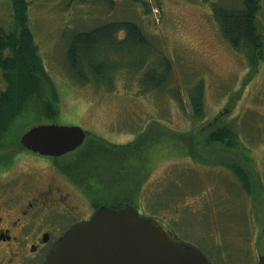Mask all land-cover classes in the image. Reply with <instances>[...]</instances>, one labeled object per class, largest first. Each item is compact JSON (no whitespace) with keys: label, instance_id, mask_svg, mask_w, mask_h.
<instances>
[{"label":"rangeland","instance_id":"1","mask_svg":"<svg viewBox=\"0 0 264 264\" xmlns=\"http://www.w3.org/2000/svg\"><path fill=\"white\" fill-rule=\"evenodd\" d=\"M27 1L28 27L53 83L45 86L40 102L29 104L21 124L30 127L18 136L19 142L28 130L43 124L82 127L89 132L82 154L90 157L86 166L93 176L83 173L75 179L85 181L81 185L90 195L104 194L109 203L132 197L142 215H156L173 224L181 236L199 245L209 260L211 255L214 264H257L259 255L264 254V53L258 71L238 99L251 72L250 56L230 45L211 5L203 0H144L145 5L132 0ZM221 2L225 8H239L236 0ZM13 20L10 1L0 0V26L8 30ZM128 21L143 26L148 48H134V43L112 48L107 40L101 49L95 48L93 60L108 63L111 72L93 77H86V71H77L75 76L69 72L66 53L75 34ZM259 29L264 34V8ZM116 37L118 40L111 42L118 44L125 35L122 32ZM167 63H172L171 73L166 71ZM81 64L89 70L87 59ZM154 65H158L159 75L151 78L148 73ZM198 82L204 87V115L194 121L190 89ZM2 87L0 75V90ZM55 106L60 116L48 119ZM219 116L222 122L214 129L228 127L219 130L223 143H209L217 130L204 128ZM123 145L130 148L123 149ZM195 145L200 151L207 146V152H196ZM227 162L235 168L221 178L210 177V173L219 174L213 172L215 167L207 166ZM63 163L55 166L72 175L61 168ZM4 165L8 163L0 153V168ZM37 166L41 171L31 177L30 164L17 159L0 179V198L11 189L29 195L48 184L74 192L50 165ZM241 168L250 177L251 194L247 182L234 175ZM174 186L177 188L171 192ZM221 199L232 216L226 222L228 232L220 221L224 219ZM198 209L206 211L199 213ZM246 210L258 220L259 229H252L258 234L256 245L251 243L253 235L245 237L233 228L250 221L243 215L249 214ZM220 252L226 254V260L221 261Z\"/></svg>","mask_w":264,"mask_h":264},{"label":"trees","instance_id":"2","mask_svg":"<svg viewBox=\"0 0 264 264\" xmlns=\"http://www.w3.org/2000/svg\"><path fill=\"white\" fill-rule=\"evenodd\" d=\"M9 1L13 8V23L8 30H4L0 26V75L3 81V87L0 90V153L5 154L6 163H10L11 154H16L17 152L23 150L18 136L23 134L30 127L25 124H21L23 122L22 119L26 116L25 111L29 108V104H33L35 101L40 102L43 98L42 91L45 86L49 83H53L50 75L44 67L42 59L38 55V46L34 42V35L30 27H28V1ZM236 1L238 2V9H231L229 7L225 8L224 5L221 4V0L218 2L215 0H203V2L211 5L214 18L218 20L222 34L229 41L230 45L241 53L245 55L249 54L248 56H250L248 57V65H251V72L242 83L241 91L238 93L239 99L246 90L245 85L251 81L258 71L260 59L263 57L264 34L259 29V15L264 7H262V0ZM132 2H139L143 5L147 3L144 0H132ZM143 30V26L139 24L138 21L137 23L128 21L111 23L90 31L79 32L74 35L72 39L73 43L71 42L70 46L67 48L66 56L68 62L66 63V67L73 76H75V74L78 75L77 71L80 73L86 71V77H93L94 75L103 76L106 73L108 74L111 72L108 68V63L96 64L95 60H93L95 48L100 47L101 49L102 45L105 44L107 40L110 41L112 48L116 47L120 49L124 43L126 47L130 43H134L137 44L134 48L143 49L144 46L145 48H148L145 44V41L146 43L148 42V38ZM122 32L125 35V38L120 40L118 44L111 42L113 40H118L117 38L119 37L116 36ZM83 59H87V62H89V70H85L83 64H81ZM167 65L166 71L171 73L173 69L172 63H167ZM154 67L155 68L148 73L151 78L159 75V70L156 68L158 65H154ZM156 82H159V79ZM161 84L162 83L157 85L160 86ZM203 88V83L198 82L190 89V101L195 114L194 121L201 120L204 115L205 99ZM177 98L181 103V97L178 95ZM50 112L51 113L47 117L48 119L52 120L60 116V112L56 106L51 108ZM32 124H36V122H33ZM248 124L251 125L250 123ZM215 127L216 126H213V130L217 131H213L215 133L211 136L212 141H207L214 144H218V142L223 143L222 135H220L222 133L219 132V130L226 131L228 127L224 126L223 128L222 126L214 129ZM204 129H209V131H211L212 128L207 125ZM88 133L87 138L89 137ZM196 135L197 134L192 135V139L195 138ZM237 138L240 143L241 139L238 134ZM234 139H236L235 134ZM195 143L199 144L198 141ZM121 147L123 149L130 148V146L127 145H123ZM206 147L203 151H200L198 146L195 145V148L198 150L196 152L200 153L205 151L207 152ZM85 148L86 145H83L75 153L77 154L75 157L69 155L70 157L64 160V163L61 165V168L64 169V171L68 170L72 174L70 176L74 178H81V174L88 173V171H90L87 169L88 166H86L90 157L86 154H82L84 153ZM229 162L224 164V166H207L211 168L217 167L213 169L215 171H212L219 174L218 176H213L210 173V177L221 178L225 171L229 172V169L234 167L233 164H230ZM239 171L235 170L234 175H238L247 182L249 186V194H251L250 181L248 178H245L244 175L240 174ZM92 176L93 175H90L89 178ZM176 188L177 186H174L170 188V191L172 189L175 192ZM168 197L170 198V196ZM223 201H225V199H221L219 202L222 203L220 209L224 215V219H220V221L224 223V227H226V225H228L226 222L232 216L228 214V210H224L228 205ZM125 202L131 204L136 210L138 209V204L132 197H125L122 201H112V203H109L108 205L114 208H119L122 207ZM165 203L169 204V199L166 200ZM251 223L252 222L249 221L234 226L243 230H239L241 234L247 235V229ZM249 233L251 234V230Z\"/></svg>","mask_w":264,"mask_h":264},{"label":"water","instance_id":"3","mask_svg":"<svg viewBox=\"0 0 264 264\" xmlns=\"http://www.w3.org/2000/svg\"><path fill=\"white\" fill-rule=\"evenodd\" d=\"M86 139L80 126L43 124L20 140L30 152L59 157ZM43 264H210L192 245L179 240L153 217L141 216L130 204L100 206L90 219L69 228L52 246ZM258 264H264V255Z\"/></svg>","mask_w":264,"mask_h":264},{"label":"flooded vegetation","instance_id":"4","mask_svg":"<svg viewBox=\"0 0 264 264\" xmlns=\"http://www.w3.org/2000/svg\"><path fill=\"white\" fill-rule=\"evenodd\" d=\"M219 121L222 122L220 116L214 118L208 125L213 128ZM82 146L60 157L40 156L24 149L22 146L23 150L16 154H11L10 163L12 164L8 163V165H4L3 168H0L1 179L2 177H6V173L8 174L10 169H13L11 166L17 164V159L27 161V163L30 164L29 170L31 171L28 175L31 177H33V175H38L41 171V168L37 166L38 164L50 165L49 169L63 180L61 182L70 185L74 189V192H67L59 185L48 184L44 190L34 191L29 195L24 194L19 188L11 189L9 192H6L5 196L0 198V264H42L52 246L62 234L73 225L90 219L96 209L101 205L109 206L106 195H90L89 191L85 190L81 185V182L85 181L76 180L74 177L66 175L58 166H55L57 163H63L64 160L70 157L69 155L75 157L77 155L75 153ZM14 168H16V166ZM241 169L239 173L244 175L245 178H250L246 170L244 168ZM83 179L85 180V178ZM52 182L58 183L59 180L52 178ZM126 204L129 203H125V205ZM125 205L123 207H125ZM136 211L141 214L140 211ZM196 211L200 213L206 210L198 209ZM246 211L249 214L243 215H247V217L250 218V222L254 220L255 222L253 225L255 226H252L251 223V234L242 235L245 237L253 235L251 243L256 245L258 244V234L252 229H259V226H256L258 225V220L256 216L251 215L249 210ZM161 220L165 222L162 218ZM166 224L179 240L201 249L199 245L197 246L191 242L193 240H187L188 238L181 236L176 231L175 227L172 226L173 224ZM213 227L216 228V225H213ZM233 228L241 230L237 228V226ZM224 229L226 232L230 231L226 227H224ZM236 243L238 244L239 242ZM212 244L216 245L217 243ZM212 248L215 249L216 247L212 246ZM220 248L225 250V247ZM201 251L203 252V249ZM220 255L222 258V260L220 259L221 261L227 259L224 252H220ZM262 255L264 254L259 255V258ZM209 261L211 264H214L211 255Z\"/></svg>","mask_w":264,"mask_h":264},{"label":"bare ground","instance_id":"5","mask_svg":"<svg viewBox=\"0 0 264 264\" xmlns=\"http://www.w3.org/2000/svg\"><path fill=\"white\" fill-rule=\"evenodd\" d=\"M132 206V205H131ZM133 207V206H132ZM190 245V244H189ZM200 250V249H199ZM201 251V250H200ZM202 252V251H201ZM203 253V252H202ZM204 254V253H203ZM207 258V257H206ZM208 259V258H207ZM209 261V260H208ZM210 262V261H209ZM259 262V261H258ZM211 264V263H210ZM258 264V263H257Z\"/></svg>","mask_w":264,"mask_h":264}]
</instances>
